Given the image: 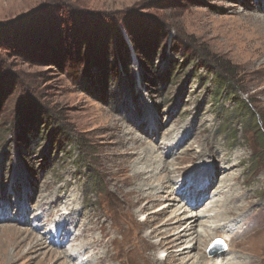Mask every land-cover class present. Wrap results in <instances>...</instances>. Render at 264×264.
I'll return each instance as SVG.
<instances>
[{"label":"rangeland","instance_id":"obj_1","mask_svg":"<svg viewBox=\"0 0 264 264\" xmlns=\"http://www.w3.org/2000/svg\"><path fill=\"white\" fill-rule=\"evenodd\" d=\"M263 46L264 0H0V264H264ZM158 146L173 178L140 191ZM205 162L220 172L179 210ZM225 175L244 194L231 241L213 230Z\"/></svg>","mask_w":264,"mask_h":264},{"label":"bare ground","instance_id":"obj_2","mask_svg":"<svg viewBox=\"0 0 264 264\" xmlns=\"http://www.w3.org/2000/svg\"><path fill=\"white\" fill-rule=\"evenodd\" d=\"M263 48H264V46H263ZM256 51V50H255ZM259 51V50H258ZM263 52H264V50H263ZM257 53V52H256ZM257 56V55H256ZM132 139V138H131ZM135 141H136V139H135ZM151 150H156V152L158 151L159 153H158V155H156V157L158 158L157 160L155 159L152 163H150L149 161H150V159H148V160H145L140 166H137V167H134L133 169H132V176H131V178H130V180L131 181H137V189L138 190H140L141 191V188H143V184H145L144 182L146 181V179H148L147 181H149V178H151L150 180H152V179H154V178H156V180H159V181H161V183H163V182H170L171 180H172V178L173 177H171V176H169L168 174H169V172H173V171H171V169H168V167L164 164L165 162H164V160H161V158H162V148H160V146H158L156 149H154L153 147L151 148ZM202 153V152H201ZM144 156H146L147 157V155H146V152L144 153ZM143 156V157H144ZM142 157V158H143ZM142 158L140 157L139 158V161L140 160H142ZM176 158V156L174 157V159ZM147 159V158H146ZM205 163H210V162H205ZM152 164H153V166H152ZM209 166H210V168L209 169H205V170H203L202 172H201V170H200V172H197V173H195L196 175H195V179H194V181H193V184H191V185H188V186H185V180L182 178L181 179V181L178 183V185H177V188H178V186H181V183H183V185L185 186V189H183V191H185V192H187L186 193V196H183V193H181V195L179 196V198L180 199H182V202H183V204L181 205V207H180V209L179 210H181V209H183L184 208V211L186 210V204H189L188 206H191L190 204L191 203H193V201H194V203L195 202H197L196 200V198H195V196L198 194V193H202L203 192V190L204 189H202V188H204L205 187V185L207 184L206 182L204 183V184H200V185H198L197 184V179H199L200 177H202V179H204V181H205V179L206 178H208L207 179V181H209V183L211 184V182L214 180V178H216V176L218 175V173L220 172V170H221V167L220 168H218V167H215L214 165H215V163H210V164H208ZM236 166V163H233V164H230L227 168H226V170L227 169H231V168H233V167H235ZM225 167V166H224ZM149 168H151V169H149ZM161 169H164V170H167V173L165 174V176H164V178L162 179V178H160V177H156L155 175H149V176H146V177H144V175H147V174H154V173H156V171H158V170H161ZM225 170V171H226ZM199 171V170H198ZM210 174H211V176H210ZM226 177H227V181H220V184H218L219 186L217 187V191H219L218 193H216V198L214 199V200H212V202L213 203H215L216 201L218 202L220 199L222 200V204H221V207H223L222 208V210H220V211H217L216 212V214H215V216L214 217H217V216H221L220 217V219L222 218V220H224V222L223 223H217V224H215L214 226H213V230L214 231H216V230H218V232H221V231H228L229 232V241H231L232 240V238H233V235L231 234V232L232 231H234V230H236L237 228H234V229H232V230H230L229 231V229H228V227L230 228V226H232V225H234L235 227L238 225V222H237V220H234L235 218H242V217H244V216H242V214H243V212L245 211V210H242V209H244V207H243V205L242 206H234V201L237 199V198H239L240 196L241 197H243V193L242 192H240L238 195H237V185H236V181H237V179L235 178V176H232V175H225ZM204 177H206V178H204ZM225 178V177H224ZM200 180V179H199ZM129 182V181H128ZM139 182V183H138ZM222 182V183H221ZM233 182V183H232ZM131 183V182H130ZM133 183V182H132ZM128 184V183H127ZM145 185H149V187L152 185V181L150 182V183H146ZM200 186V188L198 189L197 187H199ZM203 186V187H202ZM202 187V188H201ZM241 189V188H240ZM133 192V191H132ZM234 192H236L235 194H234ZM233 194V195H232ZM160 197H162L161 195H156V194H154V193H149L147 196H146V198H149V202L148 203H152L154 200H159L160 199ZM139 198H142L141 196H139L135 201L133 200V201H131L130 202V204L129 205H132V206H135V205H137L138 203H139ZM231 198H235V200L234 201H232L231 203L229 202V200L231 199ZM243 201V200H242ZM68 202V201H67ZM211 202V201H210ZM147 203V204H148ZM51 204V203H50ZM248 205H246V206H249V203H247ZM167 205H169V204H167ZM185 206V207H184ZM145 207V206H144ZM156 209H158V207H156L153 211H155ZM188 209V208H187ZM194 209H196V208H194ZM194 209H192V210H194ZM232 209H237L238 210V212H236L237 213V216H233V217H229V216H227V218H225L226 216H225V214L226 213H231L232 211ZM162 210V209H161ZM239 210H242L241 212L239 211ZM184 211L183 212H181V213H177V214H175V219H176V222H179V221H181L182 219H184V218H186L185 216V214H184ZM204 213H206V211L205 212H196V211H194V213L190 216V220H189V222H192L191 224H187V225H185L184 226V228L182 229V231H183V235H186V229H189V230H191L192 228H194L195 227V225L197 224V225H199L200 223H202L203 221H201V217L202 216H204ZM230 215V214H229ZM207 218H209L208 216H207ZM229 218V219H228ZM246 219V218H245ZM217 220V219H216ZM216 220H214L213 221V223L214 222H216ZM221 220V221H222ZM217 221H219V219L217 220ZM234 221V222H233ZM243 221V220H242ZM241 221V222H242ZM228 226V227H227ZM240 228V227H239ZM1 229V228H0ZM84 229V228H83ZM1 230H3V229H1ZM154 230V229H153ZM4 231V230H3ZM5 232H11L12 233V235H13V237H15L16 239H18L19 240V242H23L24 240L26 241L27 240V245L29 246V250H38L39 248H40V246H41V244H44L43 243V241H42V239L41 238H38V237H36V236H33V235H31V233L30 232H26L25 230H21V229H16L15 227H6V229H5ZM260 231H258V232H256L255 233V235L256 234H258ZM135 234V233H134ZM213 234V236H215V234L214 233H212ZM140 236V235H139ZM145 236V235H144ZM149 237V236H148ZM145 240V239H144ZM41 241V242H40ZM100 241V240H99ZM147 241V240H146ZM150 241V240H149ZM259 241V240H258ZM153 243V242H152ZM91 244V243H90ZM114 245V244H113ZM112 245V246H113ZM230 245V244H229ZM89 246V245H88ZM87 246V247H88ZM138 247V246H137ZM146 247V246H145ZM109 248V247H108ZM107 248V249H108ZM192 248H194V247H185L184 249V252L183 253H189L191 250H192ZM86 249V248H85ZM84 249V250H85ZM153 249V248H152ZM198 249V248H197ZM82 250V247L80 248V249H77V252H79V251H81ZM136 250V249H135ZM139 250V249H138ZM131 251V250H130ZM260 252H261V248L260 249H258L257 250V252H255V255L258 257V255L260 254ZM104 253H106V251L104 252ZM138 253V252H137ZM245 253V255H246V260H243V261H239V262H235L234 260H231L230 262H226V263H221V264H251L252 263V261H250V260H248L249 259V257L251 258V255H250V253H248V252H244ZM124 254V253H123ZM262 254V253H261ZM57 252L55 251H51L50 252V254H49V259H55V258H58L57 257ZM96 255V254H95ZM142 255V254H141ZM244 255V254H243ZM59 256V255H58ZM99 256H100V254H99ZM140 256V255H139ZM198 260H196V262H193L192 264H198V262L201 260V262L199 263V264H202V262H203V260L205 261V259L207 258L206 257V255H204V252L202 253V254H200V253H198ZM134 257V256H133ZM143 257V256H142ZM206 257V258H205ZM119 258V257H118ZM141 258V257H140ZM231 258V257H230ZM241 258V257H240ZM91 259V258H90ZM90 259L88 258V260L87 261H89V263H90ZM157 260H156V263H158V264H163V262L160 260V259H158V258H156ZM253 259V258H252ZM122 260V259H121ZM153 260H154V258H153ZM100 260H98L97 259V255L95 256V257H92V264H98V262H99ZM103 261V260H102ZM125 261H127V260H125ZM131 261V260H130ZM147 261V260H146ZM229 261V260H228ZM207 262H208V258H207ZM119 263H120V261H119ZM149 263V262H148ZM61 264V263H60ZM81 264H82V262H81ZM121 264V263H120ZM123 264V263H122ZM126 264V263H125ZM258 264H263V263H261L260 261L258 262Z\"/></svg>","mask_w":264,"mask_h":264},{"label":"trees","instance_id":"obj_3","mask_svg":"<svg viewBox=\"0 0 264 264\" xmlns=\"http://www.w3.org/2000/svg\"><path fill=\"white\" fill-rule=\"evenodd\" d=\"M216 80H217V82H216V86H215L216 88H217V87H220L221 85H223L224 82H225V83L228 82V81H227V78H226L225 76H220L219 74H218V76L216 77ZM246 106H247V105L239 104L237 107L240 108V109L242 110V114H245V115H247V117H250V116L253 115V113L250 112V111L248 110V108H246Z\"/></svg>","mask_w":264,"mask_h":264},{"label":"snow or ice","instance_id":"obj_4","mask_svg":"<svg viewBox=\"0 0 264 264\" xmlns=\"http://www.w3.org/2000/svg\"><path fill=\"white\" fill-rule=\"evenodd\" d=\"M216 243H222V241H216Z\"/></svg>","mask_w":264,"mask_h":264}]
</instances>
